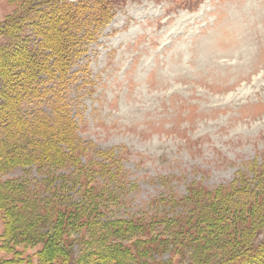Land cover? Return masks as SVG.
I'll list each match as a JSON object with an SVG mask.
<instances>
[{
  "label": "rangeland",
  "instance_id": "1",
  "mask_svg": "<svg viewBox=\"0 0 264 264\" xmlns=\"http://www.w3.org/2000/svg\"><path fill=\"white\" fill-rule=\"evenodd\" d=\"M30 1L0 0V23ZM112 1L115 13L74 60L64 91L82 142L113 151L123 168V186H115L101 219H140L168 236V245L149 253L151 264H202L204 254L185 242L193 236L183 234L191 207L181 199L264 183V0ZM70 171L56 170L54 183L66 182L77 201L80 184L62 177ZM46 175L15 167L0 181H20L24 192L48 197ZM172 218L182 235L164 231L161 223ZM5 229L0 216V264L28 257L40 264L42 245L6 243ZM93 237L80 228L62 233L75 250L91 248Z\"/></svg>",
  "mask_w": 264,
  "mask_h": 264
},
{
  "label": "trees",
  "instance_id": "2",
  "mask_svg": "<svg viewBox=\"0 0 264 264\" xmlns=\"http://www.w3.org/2000/svg\"><path fill=\"white\" fill-rule=\"evenodd\" d=\"M33 1L0 23V173L35 166L46 171L45 184L53 187L50 196L41 197L24 192L20 181H0L3 240L15 246L42 245L35 253L40 264H151L149 253L168 245L169 237L154 234L152 225L140 219H101L106 202L117 197L115 186H123L118 185L123 168L113 151H97L82 142L64 95L74 60L97 40L115 13V3ZM61 168L71 170L62 175L67 183L80 184L79 200L68 195L66 182L54 183ZM181 200L191 207L184 221L190 231L183 234L193 236L185 242L204 254L202 264H264L263 182ZM178 223L172 218L161 224L177 237L182 235ZM79 228L94 233L91 248L75 250L65 244L62 233ZM23 261L34 264L31 257Z\"/></svg>",
  "mask_w": 264,
  "mask_h": 264
}]
</instances>
